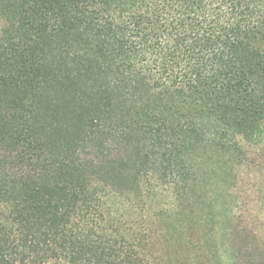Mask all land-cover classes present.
<instances>
[{"label": "trees", "instance_id": "1", "mask_svg": "<svg viewBox=\"0 0 264 264\" xmlns=\"http://www.w3.org/2000/svg\"><path fill=\"white\" fill-rule=\"evenodd\" d=\"M0 264H264V0H0Z\"/></svg>", "mask_w": 264, "mask_h": 264}, {"label": "rangeland", "instance_id": "2", "mask_svg": "<svg viewBox=\"0 0 264 264\" xmlns=\"http://www.w3.org/2000/svg\"><path fill=\"white\" fill-rule=\"evenodd\" d=\"M245 177H246L247 179H249V173L246 174ZM245 189L247 190V192H244V191H243L242 194H243V195H247V196H246V197H247L246 199H249V185H248L247 188H245ZM248 206H249V205H248Z\"/></svg>", "mask_w": 264, "mask_h": 264}]
</instances>
